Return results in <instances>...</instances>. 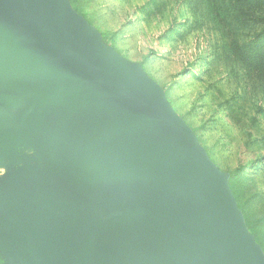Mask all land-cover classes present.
I'll return each instance as SVG.
<instances>
[{
	"label": "water",
	"instance_id": "water-1",
	"mask_svg": "<svg viewBox=\"0 0 264 264\" xmlns=\"http://www.w3.org/2000/svg\"><path fill=\"white\" fill-rule=\"evenodd\" d=\"M26 137L47 159L0 178L7 264H264L162 88L68 0H0V161Z\"/></svg>",
	"mask_w": 264,
	"mask_h": 264
},
{
	"label": "rangeland",
	"instance_id": "rangeland-1",
	"mask_svg": "<svg viewBox=\"0 0 264 264\" xmlns=\"http://www.w3.org/2000/svg\"><path fill=\"white\" fill-rule=\"evenodd\" d=\"M68 4L104 45L139 64L162 88L228 177L245 226L264 254V0ZM25 157L34 165L47 156L26 137L0 161V178L25 166ZM2 258L0 253V264H7Z\"/></svg>",
	"mask_w": 264,
	"mask_h": 264
},
{
	"label": "trees",
	"instance_id": "trees-1",
	"mask_svg": "<svg viewBox=\"0 0 264 264\" xmlns=\"http://www.w3.org/2000/svg\"><path fill=\"white\" fill-rule=\"evenodd\" d=\"M232 1H234L235 2V4H238V2H240V0H232ZM245 3H246V0H243ZM254 0H248V2L249 3H251V2H253ZM235 7H236V5H235ZM247 10L249 11H252V8H253V6H252V4H248L247 5ZM262 31V33H264V28H263V30H261Z\"/></svg>",
	"mask_w": 264,
	"mask_h": 264
},
{
	"label": "crops",
	"instance_id": "crops-1",
	"mask_svg": "<svg viewBox=\"0 0 264 264\" xmlns=\"http://www.w3.org/2000/svg\"><path fill=\"white\" fill-rule=\"evenodd\" d=\"M44 161L43 160H40L38 163H36L35 165H33V166H37V165H40V164H42ZM32 166V167H33ZM19 168V167H18ZM20 169V168H19Z\"/></svg>",
	"mask_w": 264,
	"mask_h": 264
}]
</instances>
